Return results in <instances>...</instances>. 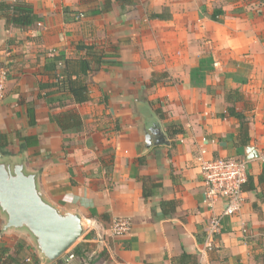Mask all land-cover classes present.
I'll list each match as a JSON object with an SVG mask.
<instances>
[{
  "label": "crops",
  "instance_id": "1",
  "mask_svg": "<svg viewBox=\"0 0 264 264\" xmlns=\"http://www.w3.org/2000/svg\"><path fill=\"white\" fill-rule=\"evenodd\" d=\"M17 1L33 7L27 30L8 25ZM84 58L90 99L76 103L58 80L66 59ZM2 70L1 152L23 158L48 201L88 229L47 263L0 216V264H264V0H0ZM69 111L83 124L62 131L54 116ZM153 126L162 135L147 148ZM203 150L249 163L241 212L223 218L212 249L225 201L206 202ZM119 218L132 228L117 238Z\"/></svg>",
  "mask_w": 264,
  "mask_h": 264
},
{
  "label": "water",
  "instance_id": "2",
  "mask_svg": "<svg viewBox=\"0 0 264 264\" xmlns=\"http://www.w3.org/2000/svg\"><path fill=\"white\" fill-rule=\"evenodd\" d=\"M152 134L162 135L155 126L149 129L147 148ZM253 148H249L251 160ZM0 216L3 232H24L33 240L44 262L62 258L85 234L88 224L77 213L64 212L51 204L41 192L36 174L26 172L25 160L14 162L0 151Z\"/></svg>",
  "mask_w": 264,
  "mask_h": 264
},
{
  "label": "built area",
  "instance_id": "3",
  "mask_svg": "<svg viewBox=\"0 0 264 264\" xmlns=\"http://www.w3.org/2000/svg\"><path fill=\"white\" fill-rule=\"evenodd\" d=\"M8 74L0 73V100L5 97ZM203 150L197 158L200 173L205 182V199L210 205L218 201H225L221 215L211 219L207 234V247L212 249L221 233L222 220L224 217H234L241 212L244 203V186L248 182V161L238 158L206 159ZM131 221L126 218L116 219L111 225L109 232L113 237H123L131 231Z\"/></svg>",
  "mask_w": 264,
  "mask_h": 264
},
{
  "label": "trees",
  "instance_id": "4",
  "mask_svg": "<svg viewBox=\"0 0 264 264\" xmlns=\"http://www.w3.org/2000/svg\"><path fill=\"white\" fill-rule=\"evenodd\" d=\"M8 25L20 30H27L35 24L36 17L33 7L25 1H17L12 6L6 8V14ZM64 69L66 77L59 78L60 89L71 93L74 96L76 103H85L90 99V90L87 78L89 74L94 70L93 63L89 59H66L64 61ZM236 97L228 95V102L239 101L242 99L239 92L234 93ZM228 113L236 117L241 123L242 131H246L247 134V122L245 117L236 112L234 107L228 108ZM54 121L62 131H69L79 128L83 124L81 116L74 112L69 111L64 114L54 116ZM10 145L9 137L5 134H0V151L6 153V149ZM245 187V186H244ZM9 250L0 247V261L6 260ZM78 253V250H76Z\"/></svg>",
  "mask_w": 264,
  "mask_h": 264
}]
</instances>
